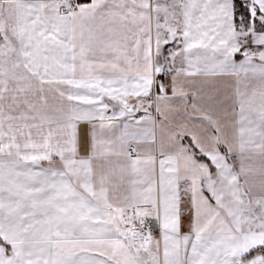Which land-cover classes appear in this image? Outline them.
<instances>
[{
    "label": "snow or ice",
    "instance_id": "snow-or-ice-1",
    "mask_svg": "<svg viewBox=\"0 0 264 264\" xmlns=\"http://www.w3.org/2000/svg\"><path fill=\"white\" fill-rule=\"evenodd\" d=\"M0 264H264V0H0Z\"/></svg>",
    "mask_w": 264,
    "mask_h": 264
}]
</instances>
